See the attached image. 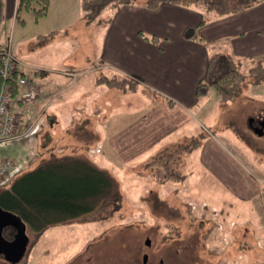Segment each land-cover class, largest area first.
<instances>
[{
    "label": "crops",
    "instance_id": "0c3cea01",
    "mask_svg": "<svg viewBox=\"0 0 264 264\" xmlns=\"http://www.w3.org/2000/svg\"><path fill=\"white\" fill-rule=\"evenodd\" d=\"M144 2L104 9L88 22L82 0H50L48 13L37 19L31 10L17 17L19 0H0V28L10 9L12 31L20 26L15 48L7 41L26 63L19 71L47 95L27 110L18 109L19 129L36 120L28 133L0 142H11L1 147L0 159L18 161L7 179L28 163L70 154L100 161L109 171L122 165L132 173L163 156L174 169L180 167L178 181L186 193L194 186L189 170L196 164L199 173L207 171L219 181L220 189L264 208V185L227 153L220 137L203 133L204 125L227 110L228 100L215 86L204 96L197 93L202 79L215 80L228 69L229 57L248 63L264 55V0L223 16L173 2L149 9ZM28 22L32 30L24 34ZM187 26L196 27V37L184 36ZM116 75L133 87L111 82ZM240 93L234 99H242ZM248 119L249 130L264 131L263 113Z\"/></svg>",
    "mask_w": 264,
    "mask_h": 264
},
{
    "label": "rangeland",
    "instance_id": "374dc122",
    "mask_svg": "<svg viewBox=\"0 0 264 264\" xmlns=\"http://www.w3.org/2000/svg\"><path fill=\"white\" fill-rule=\"evenodd\" d=\"M32 23L28 22L21 32H30ZM19 27L12 31L11 9L9 16L6 11L0 28L1 49L10 40L15 48ZM17 59L18 64H26ZM247 69L246 64L242 66V70ZM244 80L242 99H229L227 110L208 125L203 124L202 129L207 135L220 137L227 153L249 170L250 178L264 185V131L254 133L247 125L249 114H264V81L254 83L251 77ZM31 84L41 97H47L32 80ZM57 94L54 91L50 96ZM19 96H13L14 101ZM8 143H0V149ZM156 160L145 165L147 170L138 167L133 173L122 165L109 171L102 167L104 163L93 162L112 176L118 198L102 200L92 211L50 225L40 234L27 225L30 241L24 257L13 263L0 253V264H264V242H258L264 235L257 234L264 233V226L258 225L264 223L260 202L234 198L223 187L220 189L216 178L207 176L209 172L199 173L196 164L192 172L189 170L194 186L186 193L187 186L178 181L183 177L180 167L174 169L171 159L163 156ZM38 165L28 163L23 171ZM8 176L9 172L0 178ZM207 203L210 208L204 210ZM4 235L13 238L10 227L4 229ZM144 253L149 255L147 263Z\"/></svg>",
    "mask_w": 264,
    "mask_h": 264
},
{
    "label": "trees",
    "instance_id": "16d2710c",
    "mask_svg": "<svg viewBox=\"0 0 264 264\" xmlns=\"http://www.w3.org/2000/svg\"><path fill=\"white\" fill-rule=\"evenodd\" d=\"M262 0H145L144 5L156 9L164 2H173L185 6H197L206 12L212 11L216 16L238 12ZM138 0H82L85 19L90 22L107 8L117 9L122 5L135 4ZM34 3L38 5L35 6ZM50 0H19L17 17L21 18L24 10H31L36 19L48 13ZM1 17V15H0ZM23 21V20H22ZM185 37H196V27L187 26ZM151 39L157 40L156 36ZM231 65L215 80L202 79L198 85V95L204 96L210 86L219 90L224 100L234 99L242 90L246 77L252 81H264V55L250 59L245 63L241 58L229 57ZM247 65V71L242 70ZM2 65L0 59V67ZM22 72L16 71L4 78L0 72V88L4 82L11 86L12 95L18 96L21 87L17 83ZM111 82L122 87L133 85L125 77L112 76ZM131 83V84H130ZM166 158V157H163ZM0 178V206L19 216L40 234L50 225H57L90 212L99 202L118 198L116 184L105 170L86 158L73 154L59 156L46 161L29 171L21 169L13 179ZM14 232V229L10 227ZM29 234V233H28Z\"/></svg>",
    "mask_w": 264,
    "mask_h": 264
},
{
    "label": "built area",
    "instance_id": "2783aa9c",
    "mask_svg": "<svg viewBox=\"0 0 264 264\" xmlns=\"http://www.w3.org/2000/svg\"><path fill=\"white\" fill-rule=\"evenodd\" d=\"M0 59L2 65L0 72L4 78L12 76L16 71H19L18 59L11 53V45L0 50ZM17 83L21 87V92L18 100L21 102L20 106L16 105L12 95L11 86L6 82L0 88V142L20 137L27 134L34 122H29L23 129H19L17 125V111L19 108L27 110L32 105L38 102L40 91L31 84V79L26 74L19 76ZM20 110V109H19ZM39 117L37 116V119ZM18 165V161L14 158L7 157L0 159V177L6 175L10 170Z\"/></svg>",
    "mask_w": 264,
    "mask_h": 264
},
{
    "label": "water",
    "instance_id": "95a60500",
    "mask_svg": "<svg viewBox=\"0 0 264 264\" xmlns=\"http://www.w3.org/2000/svg\"><path fill=\"white\" fill-rule=\"evenodd\" d=\"M262 134L261 127L254 128ZM12 227L14 229L13 238L9 239L4 235V229ZM30 237L27 230V224L18 214L4 209L0 206V253L4 258L13 263L19 262L25 255ZM146 243L151 244V240L147 238ZM147 254L144 255V262L147 261Z\"/></svg>",
    "mask_w": 264,
    "mask_h": 264
},
{
    "label": "flooded vegetation",
    "instance_id": "af4514ba",
    "mask_svg": "<svg viewBox=\"0 0 264 264\" xmlns=\"http://www.w3.org/2000/svg\"><path fill=\"white\" fill-rule=\"evenodd\" d=\"M144 254H147V256H148L147 261H148V259H149V255H148V253H144ZM147 261H146V263H147ZM161 261H162V260H161Z\"/></svg>",
    "mask_w": 264,
    "mask_h": 264
}]
</instances>
